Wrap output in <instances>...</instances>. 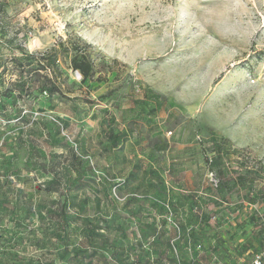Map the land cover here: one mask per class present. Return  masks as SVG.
<instances>
[{"label":"rangeland","instance_id":"374dc122","mask_svg":"<svg viewBox=\"0 0 264 264\" xmlns=\"http://www.w3.org/2000/svg\"><path fill=\"white\" fill-rule=\"evenodd\" d=\"M59 41L92 80L3 96ZM0 60V264H264V0H0Z\"/></svg>","mask_w":264,"mask_h":264},{"label":"trees","instance_id":"16d2710c","mask_svg":"<svg viewBox=\"0 0 264 264\" xmlns=\"http://www.w3.org/2000/svg\"><path fill=\"white\" fill-rule=\"evenodd\" d=\"M85 47V48H84ZM83 48H81L76 42H73L70 46L66 45L63 41H59L57 43V47L54 46L51 49H48L46 51L41 52H33V53H27L25 52L22 56L18 57H12L10 58L11 64H12V71L15 72L16 78L14 80H10V89H8L7 94H3V96H8L12 92H17L19 97L27 95V97L35 95V93H44L47 92L49 95H53L54 93L61 92L62 88L60 86V77H61V70L59 67V59L61 54H66L67 56H70V67L75 70L79 71V73L82 76V82H85L86 80H92L96 74V69L94 65V61L92 59V56L89 52H87V45H85ZM3 67V68H2ZM2 68V70H1ZM9 66L8 64L3 66L0 60V76H2L1 83L3 85L6 79H4V74L7 72ZM99 81L102 79L101 76H98L97 78ZM2 87V86H0ZM220 152V151H219ZM210 163L218 164L220 163V155L215 156V158H211ZM249 174L254 173H260V170H255L254 172L248 171ZM240 179H244V176H240ZM252 187H250V190ZM252 191V190H251ZM249 199L251 202H255L254 196L248 192L247 193ZM66 203H64L62 209L66 207ZM194 203V202H193ZM202 213V212H201ZM65 219H68V216H64ZM200 217L203 216L200 215ZM256 216L254 214H251L248 220V223H251L253 225V228L246 232L247 230L244 228L243 233L250 235V237L247 238L246 241H244L246 246L245 248L250 252L252 248L246 244V242H251V237L253 234H257L259 232H264L263 230H259L257 228L256 224ZM198 221L201 222V219ZM202 222H204L205 227L209 230L211 236L215 238V245L210 244V249L214 250L219 247L220 244H224L225 240H222L218 235H216V230L219 227V224H215L211 218L204 219ZM234 223V222H233ZM67 225H69V222H67ZM235 225V223L233 224ZM255 225V226H254ZM92 227H95L92 226ZM263 227V226H261ZM262 229V228H261ZM94 230V229H92ZM211 230V231H210ZM194 233V232H192ZM235 233H233V243L229 242V246L233 244L234 247L236 245L234 244V241H236ZM225 237V236H224ZM258 245H264V236L263 237H257L256 238ZM203 246L202 239L200 238L197 247ZM196 247V246H195ZM194 247V249H196ZM222 248L225 247L229 253H233V250L226 246L222 245ZM68 249V245L64 246V250ZM223 251V250H222ZM226 251H223V254ZM86 253V254H85ZM83 255H85V259L87 256H91L86 251ZM257 256V255H256ZM104 257V255H102ZM238 257V256H237ZM91 257H89L88 263H92ZM106 259V258H105ZM233 262L235 257L232 258ZM212 263L213 260H211ZM232 261L228 260V258H225L224 263L225 264H233ZM211 263V262H210Z\"/></svg>","mask_w":264,"mask_h":264},{"label":"built area","instance_id":"2783aa9c","mask_svg":"<svg viewBox=\"0 0 264 264\" xmlns=\"http://www.w3.org/2000/svg\"><path fill=\"white\" fill-rule=\"evenodd\" d=\"M76 74L78 76H81V74L79 73V71H76ZM210 175H211L210 180L212 181V183L215 186H217L218 185V179L214 178L213 175H212V173ZM254 263L255 264H261L262 263V259H261V256L260 255L255 256Z\"/></svg>","mask_w":264,"mask_h":264},{"label":"water","instance_id":"95a60500","mask_svg":"<svg viewBox=\"0 0 264 264\" xmlns=\"http://www.w3.org/2000/svg\"><path fill=\"white\" fill-rule=\"evenodd\" d=\"M67 119L69 118V117H66Z\"/></svg>","mask_w":264,"mask_h":264},{"label":"crops","instance_id":"0c3cea01","mask_svg":"<svg viewBox=\"0 0 264 264\" xmlns=\"http://www.w3.org/2000/svg\"><path fill=\"white\" fill-rule=\"evenodd\" d=\"M236 245V244H235ZM236 259V258H235Z\"/></svg>","mask_w":264,"mask_h":264}]
</instances>
